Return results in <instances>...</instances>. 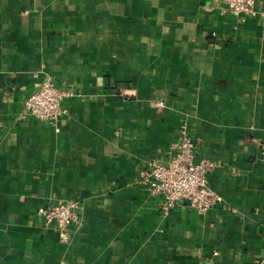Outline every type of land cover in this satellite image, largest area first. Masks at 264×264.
Listing matches in <instances>:
<instances>
[{
    "label": "crops",
    "instance_id": "1",
    "mask_svg": "<svg viewBox=\"0 0 264 264\" xmlns=\"http://www.w3.org/2000/svg\"><path fill=\"white\" fill-rule=\"evenodd\" d=\"M221 9L0 0V264H264V0ZM46 79L80 93L58 132L19 114ZM182 122L223 203L162 216L136 182ZM71 198L81 225L44 229L37 207Z\"/></svg>",
    "mask_w": 264,
    "mask_h": 264
},
{
    "label": "built area",
    "instance_id": "2",
    "mask_svg": "<svg viewBox=\"0 0 264 264\" xmlns=\"http://www.w3.org/2000/svg\"><path fill=\"white\" fill-rule=\"evenodd\" d=\"M222 13L243 22L255 15L256 0H220ZM80 93L70 86L60 87L52 79L42 81L39 87L23 101L20 116L45 122L55 131L67 114L63 102ZM158 104L162 103L158 101ZM264 154V140L258 142ZM171 155L165 163L153 160L136 182L144 186L150 195L160 198L159 211L167 216L181 201L198 215L207 214L214 206L223 203L220 195L208 187V177L216 169V162L199 157L195 153L187 126L181 123L177 140L171 144ZM79 199L71 198L55 204L37 207L35 213L44 229H54L65 236L74 226L81 225L78 216L82 208Z\"/></svg>",
    "mask_w": 264,
    "mask_h": 264
}]
</instances>
